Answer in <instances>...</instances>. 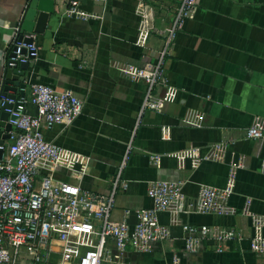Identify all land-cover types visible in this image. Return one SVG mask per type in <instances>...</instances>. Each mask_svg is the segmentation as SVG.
Instances as JSON below:
<instances>
[{
    "label": "crops",
    "instance_id": "0c3cea01",
    "mask_svg": "<svg viewBox=\"0 0 264 264\" xmlns=\"http://www.w3.org/2000/svg\"><path fill=\"white\" fill-rule=\"evenodd\" d=\"M53 1V14L42 34L33 33L37 57L26 75L55 91L71 90L83 109L74 120L42 128L46 141L83 157L71 169L45 162L40 172L107 194L129 142L132 150L122 179L126 190L115 195L111 219L124 211L148 209L151 182L182 184L184 210H193L200 186L222 188L235 168V187L225 214L161 212L167 239L149 253L129 252L127 259L145 264L257 263L250 248L254 218L264 216V138L248 140L245 130L264 118V0H197L196 9L177 33L164 63L167 97L161 112L145 111V84L123 75L119 66L154 61L163 45L178 0H81L87 20L66 17V2ZM28 0H0V80L14 45L13 27L21 23ZM28 83V84H27ZM27 112L36 114L28 105ZM224 143L222 160L210 159L213 144ZM7 144V140L4 142ZM196 148L198 161L182 168L169 154ZM159 155L154 164L151 156ZM134 224L131 213L127 219ZM184 224L231 229L239 238L222 244L203 241L196 252L184 248Z\"/></svg>",
    "mask_w": 264,
    "mask_h": 264
},
{
    "label": "built area",
    "instance_id": "2783aa9c",
    "mask_svg": "<svg viewBox=\"0 0 264 264\" xmlns=\"http://www.w3.org/2000/svg\"><path fill=\"white\" fill-rule=\"evenodd\" d=\"M64 1L66 17L83 20L94 17L80 9L81 0ZM196 5L197 0H178L173 20L164 29L163 45L154 61L142 66L118 67L123 75L145 84L137 122L147 110H163L167 97L157 96L155 90L166 83L165 59ZM13 30L14 45L5 69L34 61L37 57L35 35L28 33L19 39L20 23ZM21 90L26 92V88ZM8 102L15 108L7 110L14 119L9 120L11 130L7 144L0 146V264H145L127 259V254L149 253L153 244L168 238L167 227L158 221L159 213L225 214L227 200L235 187V168L231 169L222 188L200 186L193 210H184L181 183L155 181L147 189L153 202L151 208L134 212L125 210L120 222L113 221L111 212L115 195L128 187L122 172L132 150L131 142L121 157L107 194L82 190L77 184L43 174L40 164L45 162L67 169L87 164L80 154L46 141L41 131L74 120L82 112L83 100L71 90L55 91L44 84L29 83V96ZM28 105L35 108L36 114L27 112ZM244 138L263 139L264 118L256 117L245 130ZM225 148L224 143L213 144L210 159L222 160ZM169 156L175 158L180 168L186 160L200 159L196 148L183 149ZM151 160L157 164L160 156H151ZM131 213L136 219L132 225L127 221ZM182 230L187 252H196L207 240L215 242L217 251L221 252L223 243L239 238L231 229L206 225L184 224ZM250 248L262 257V261L240 264H264V216L254 218ZM178 262L174 256L172 264Z\"/></svg>",
    "mask_w": 264,
    "mask_h": 264
},
{
    "label": "water",
    "instance_id": "95a60500",
    "mask_svg": "<svg viewBox=\"0 0 264 264\" xmlns=\"http://www.w3.org/2000/svg\"><path fill=\"white\" fill-rule=\"evenodd\" d=\"M53 14L52 0H28L23 18L20 23L19 39L24 34H42L47 26L50 16ZM30 41V40H28ZM33 61L17 63L13 67H7L0 80V146L8 140V132L11 130L9 120L14 119L7 110L15 108L10 100H17L25 96L21 89L26 88V71L32 68ZM2 150H0V155Z\"/></svg>",
    "mask_w": 264,
    "mask_h": 264
}]
</instances>
